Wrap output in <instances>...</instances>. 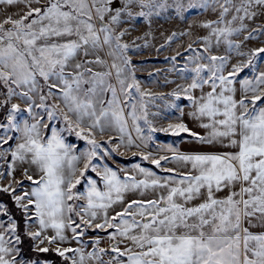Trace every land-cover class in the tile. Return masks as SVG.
<instances>
[{
	"label": "snow or ice",
	"instance_id": "obj_1",
	"mask_svg": "<svg viewBox=\"0 0 264 264\" xmlns=\"http://www.w3.org/2000/svg\"><path fill=\"white\" fill-rule=\"evenodd\" d=\"M0 6V264H264V230H250L264 227V0ZM190 10L214 18L165 57L184 82L142 87L129 22L151 36ZM169 109L179 117L158 128ZM156 132L190 146L152 151Z\"/></svg>",
	"mask_w": 264,
	"mask_h": 264
},
{
	"label": "rangeland",
	"instance_id": "obj_2",
	"mask_svg": "<svg viewBox=\"0 0 264 264\" xmlns=\"http://www.w3.org/2000/svg\"><path fill=\"white\" fill-rule=\"evenodd\" d=\"M205 18H214L211 17L208 13H202L197 15L195 10H190L186 14V19L181 21L180 19H173L170 17H161L153 21L151 32V36H143V33L148 30L147 23L142 18H137L134 22H129L131 27L124 39L131 43H135L139 46L138 50H131L129 55L132 61L137 64L136 76L140 80L142 87L150 89L152 92L156 93H167L172 90L176 84L183 83L184 81L180 80L179 77L176 76L175 73H169L166 71L171 64L169 61L165 59V57L173 55L175 52L181 51L180 45L183 44L184 47H187L188 43L195 39L197 33L203 34L200 29L197 21ZM192 22V31L189 35L179 36L178 39L174 40L171 43L170 47H166L164 51L157 53L156 45L162 44L166 39L168 34H171L173 31L176 33H181L185 28L189 27V22ZM123 27V25H122ZM137 37H143L142 39H136ZM145 40L148 41L147 46H145ZM258 45L259 41H255ZM184 53L181 52V58L177 61V67H180L182 63ZM168 77L170 79H174L175 83L164 84L165 78ZM159 81L160 83H156ZM13 102H18L14 100ZM157 105H160V111L163 113L164 101L157 100L155 101ZM181 103H186L183 98H181ZM155 110V109H152ZM178 110L169 109L166 113L167 118L156 117L155 123L156 126L164 127L167 123L174 121L177 118ZM185 134H182L180 138H177L175 135L171 133L165 132H156L154 136L158 139L153 141V145L151 147L152 151H156L160 145L163 143H176V141L182 139ZM70 139L75 142L76 138L70 137ZM83 146V142L81 141V145ZM116 159L120 161L123 165L125 163H133L129 161L138 160L139 157H132L131 152H129L125 156H116ZM145 165L148 166V162H144ZM6 183L7 181H0ZM87 239V237H85ZM90 246V245H89Z\"/></svg>",
	"mask_w": 264,
	"mask_h": 264
},
{
	"label": "crops",
	"instance_id": "obj_3",
	"mask_svg": "<svg viewBox=\"0 0 264 264\" xmlns=\"http://www.w3.org/2000/svg\"><path fill=\"white\" fill-rule=\"evenodd\" d=\"M21 7H22V5H21ZM11 11H15V9H12ZM3 12H4L3 6H0V15H2ZM187 111H188V109L186 108L185 112H187ZM177 117H179V110L177 112ZM182 118H184L186 120V122L189 123L190 127H196V125L192 124L191 120L188 119L187 117H182ZM185 135H187V134H185ZM165 144H167V143H165ZM175 144L178 145L181 149H184V148H187V147L190 146V142L185 140L184 137L182 139L176 141ZM245 226H248L247 223L245 224ZM250 230L251 231H261V230H264V227H261L260 225H257L255 227L250 228Z\"/></svg>",
	"mask_w": 264,
	"mask_h": 264
},
{
	"label": "trees",
	"instance_id": "obj_4",
	"mask_svg": "<svg viewBox=\"0 0 264 264\" xmlns=\"http://www.w3.org/2000/svg\"><path fill=\"white\" fill-rule=\"evenodd\" d=\"M185 136V135H184ZM184 136H182V137H184ZM136 160H133V161H129V162H135ZM145 166H147V165H145ZM4 198V196H3V194H0V199H3ZM44 255H46V256H48V258L49 259H53V260H56L57 261V264H59V258L54 254V253H51V254H44Z\"/></svg>",
	"mask_w": 264,
	"mask_h": 264
}]
</instances>
